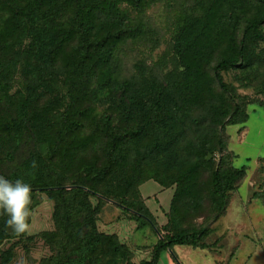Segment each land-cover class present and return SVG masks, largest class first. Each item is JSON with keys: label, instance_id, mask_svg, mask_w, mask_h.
I'll return each instance as SVG.
<instances>
[{"label": "trees", "instance_id": "16d2710c", "mask_svg": "<svg viewBox=\"0 0 264 264\" xmlns=\"http://www.w3.org/2000/svg\"><path fill=\"white\" fill-rule=\"evenodd\" d=\"M157 1L0 0V175L45 197L52 226L16 236L0 215V264L20 250L29 259L39 238L51 254L39 264H158L175 246L213 249L211 225L247 177L226 129L264 107V0H191L172 68H128L123 49L147 40L142 13ZM259 172L252 196L264 206ZM148 181L172 191L159 228L139 192ZM106 202L129 217L103 223ZM146 226L157 243L129 244Z\"/></svg>", "mask_w": 264, "mask_h": 264}, {"label": "rangeland", "instance_id": "374dc122", "mask_svg": "<svg viewBox=\"0 0 264 264\" xmlns=\"http://www.w3.org/2000/svg\"><path fill=\"white\" fill-rule=\"evenodd\" d=\"M190 2L161 0L149 4L142 13L151 30L147 40L130 43L123 49V58L130 56L128 68L137 60H143L148 65H163L164 71L172 68L171 35L178 14L186 12ZM225 80L231 82L230 75L225 76ZM238 93L254 97L250 89H239ZM257 99L264 103V96ZM226 131L231 139L229 149L235 155L233 166L246 167L247 177L231 195L225 215L211 225V234L206 241L213 245V249L175 246L161 255L158 264H264V206L252 196L259 189V179L262 178L259 171L264 168V107L249 106L247 122L243 126H229ZM139 192L157 228L164 225V212L168 210L172 191L163 190L153 181H148L140 186ZM128 217L129 214L123 213L111 202L104 204L100 214V220L105 224ZM201 222L199 220L198 224ZM29 224L27 233L30 235L51 229L50 206L45 197L31 195ZM155 231L150 226L137 230L129 237V244L140 248L151 247L161 237ZM29 251V259H25L20 250L10 264H39L51 256L48 246L40 238L29 246Z\"/></svg>", "mask_w": 264, "mask_h": 264}, {"label": "clouds", "instance_id": "9594fccd", "mask_svg": "<svg viewBox=\"0 0 264 264\" xmlns=\"http://www.w3.org/2000/svg\"><path fill=\"white\" fill-rule=\"evenodd\" d=\"M36 167V162H32ZM31 185L22 179L9 180L0 175V215L5 226L20 236L30 230Z\"/></svg>", "mask_w": 264, "mask_h": 264}]
</instances>
